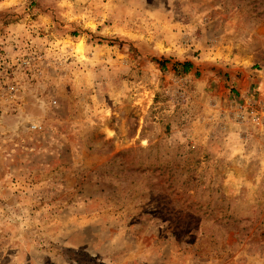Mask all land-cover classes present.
Masks as SVG:
<instances>
[{
	"label": "rangeland",
	"instance_id": "1",
	"mask_svg": "<svg viewBox=\"0 0 264 264\" xmlns=\"http://www.w3.org/2000/svg\"><path fill=\"white\" fill-rule=\"evenodd\" d=\"M0 264H264V0H0Z\"/></svg>",
	"mask_w": 264,
	"mask_h": 264
},
{
	"label": "built area",
	"instance_id": "2",
	"mask_svg": "<svg viewBox=\"0 0 264 264\" xmlns=\"http://www.w3.org/2000/svg\"><path fill=\"white\" fill-rule=\"evenodd\" d=\"M25 62H26V63H30V60L25 61ZM3 64H4V63H3ZM4 77H5V78H3L2 82H5V79H6V78L9 79V75L7 74V72H5ZM18 88H19V87H18L17 84H12V85L9 86V89H10V91H12V92L18 90ZM13 95H14V94H12V96H13ZM32 128H33L34 130H41V129H42V125H41L40 123H34V124H32Z\"/></svg>",
	"mask_w": 264,
	"mask_h": 264
},
{
	"label": "trees",
	"instance_id": "3",
	"mask_svg": "<svg viewBox=\"0 0 264 264\" xmlns=\"http://www.w3.org/2000/svg\"><path fill=\"white\" fill-rule=\"evenodd\" d=\"M160 65L162 66V68L164 69L165 68V63L166 61H159ZM182 67V69L185 71V72H188L191 67H192V64L191 62H184V63H177L176 64V67Z\"/></svg>",
	"mask_w": 264,
	"mask_h": 264
}]
</instances>
